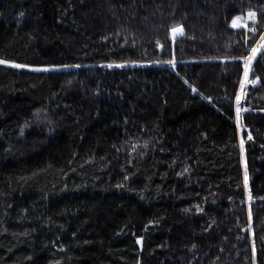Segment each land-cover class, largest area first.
Here are the masks:
<instances>
[{
    "label": "trees",
    "instance_id": "16d2710c",
    "mask_svg": "<svg viewBox=\"0 0 264 264\" xmlns=\"http://www.w3.org/2000/svg\"><path fill=\"white\" fill-rule=\"evenodd\" d=\"M261 37L264 0H0V264H264Z\"/></svg>",
    "mask_w": 264,
    "mask_h": 264
},
{
    "label": "rangeland",
    "instance_id": "374dc122",
    "mask_svg": "<svg viewBox=\"0 0 264 264\" xmlns=\"http://www.w3.org/2000/svg\"><path fill=\"white\" fill-rule=\"evenodd\" d=\"M252 13V12H250ZM249 18V14L245 17L239 15L237 17H235L233 19V25H234V22L236 25L238 26H243V25H246L248 26L247 22L246 21H253L255 19H248ZM250 22V21H249ZM236 27V26H235ZM249 27V26H248ZM250 29H254V28H251L249 27ZM179 34V32H174V35H177ZM261 44H264V40H261L260 42L257 43V45L253 48H260V45ZM262 51V48H260V51L257 53L256 55V58L258 57L259 53ZM252 55V51L251 53L245 57V58H248ZM244 58V61H245V74L243 76V79H242V82H241V89H240V92L238 94V97H237V100H236V115H237V125H238V129H239V134H240V144H241V149H243L244 147V141H243V137H242V133H243V130H244V127H243V123H242V116L246 110L245 106L243 105V96H244V88H246V86H248L250 83H251V80H250V76H251V67H252V64L254 62V60L256 59H253L251 61L250 64H246V59ZM242 158H244V154L245 152L242 150ZM248 209H250V198H248Z\"/></svg>",
    "mask_w": 264,
    "mask_h": 264
},
{
    "label": "snow or ice",
    "instance_id": "6c2138e0",
    "mask_svg": "<svg viewBox=\"0 0 264 264\" xmlns=\"http://www.w3.org/2000/svg\"><path fill=\"white\" fill-rule=\"evenodd\" d=\"M249 18L250 19H255V13H249ZM234 26H238V25H236L235 22H234ZM173 31L174 32H179L180 34H182V29H174ZM261 39L264 40V37H261ZM260 48H264V44H261ZM260 48H253L251 50L252 51V55L250 57H248V58H245L246 59V64H250L251 61L256 58V55L260 51ZM2 62L3 61H0V63H2Z\"/></svg>",
    "mask_w": 264,
    "mask_h": 264
}]
</instances>
